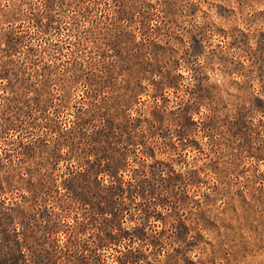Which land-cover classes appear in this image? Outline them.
I'll return each mask as SVG.
<instances>
[{"label":"rangeland","instance_id":"374dc122","mask_svg":"<svg viewBox=\"0 0 264 264\" xmlns=\"http://www.w3.org/2000/svg\"><path fill=\"white\" fill-rule=\"evenodd\" d=\"M0 264H264V0H0Z\"/></svg>","mask_w":264,"mask_h":264},{"label":"trees","instance_id":"16d2710c","mask_svg":"<svg viewBox=\"0 0 264 264\" xmlns=\"http://www.w3.org/2000/svg\"><path fill=\"white\" fill-rule=\"evenodd\" d=\"M24 255V254H23Z\"/></svg>","mask_w":264,"mask_h":264}]
</instances>
